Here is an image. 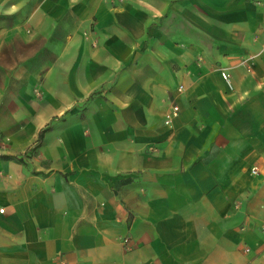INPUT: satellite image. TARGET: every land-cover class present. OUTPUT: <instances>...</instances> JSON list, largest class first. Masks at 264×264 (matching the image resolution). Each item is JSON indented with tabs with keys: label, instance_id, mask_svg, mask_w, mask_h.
I'll return each mask as SVG.
<instances>
[{
	"label": "crops",
	"instance_id": "crops-1",
	"mask_svg": "<svg viewBox=\"0 0 264 264\" xmlns=\"http://www.w3.org/2000/svg\"><path fill=\"white\" fill-rule=\"evenodd\" d=\"M1 209L0 264H264V0H0Z\"/></svg>",
	"mask_w": 264,
	"mask_h": 264
},
{
	"label": "built area",
	"instance_id": "built-area-1",
	"mask_svg": "<svg viewBox=\"0 0 264 264\" xmlns=\"http://www.w3.org/2000/svg\"><path fill=\"white\" fill-rule=\"evenodd\" d=\"M250 68H251V65H248L247 69H250ZM221 76H222L223 80L225 81V83L227 84L228 88L231 89V82H230L229 75L226 72L222 71ZM178 90L181 91L182 90V86H179ZM178 113H179L178 106L177 105H172L171 108H170L169 114L166 116V123H169L172 119L177 117ZM2 212H3V210L1 209L0 213H2ZM245 251L248 252L249 250L246 248Z\"/></svg>",
	"mask_w": 264,
	"mask_h": 264
}]
</instances>
